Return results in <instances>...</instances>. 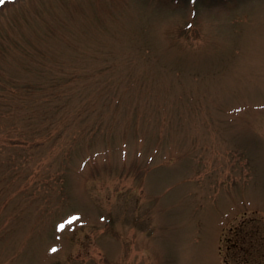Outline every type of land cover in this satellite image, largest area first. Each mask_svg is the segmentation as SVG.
Wrapping results in <instances>:
<instances>
[{
    "label": "rangeland",
    "instance_id": "rangeland-1",
    "mask_svg": "<svg viewBox=\"0 0 264 264\" xmlns=\"http://www.w3.org/2000/svg\"><path fill=\"white\" fill-rule=\"evenodd\" d=\"M0 264H264V0H0Z\"/></svg>",
    "mask_w": 264,
    "mask_h": 264
}]
</instances>
